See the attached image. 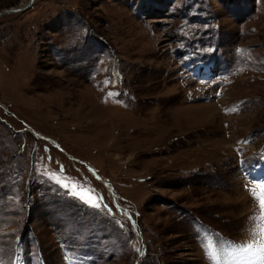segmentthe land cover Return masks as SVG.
<instances>
[{"label":"rangeland","instance_id":"obj_1","mask_svg":"<svg viewBox=\"0 0 264 264\" xmlns=\"http://www.w3.org/2000/svg\"><path fill=\"white\" fill-rule=\"evenodd\" d=\"M262 185L264 0L0 18V264H264Z\"/></svg>","mask_w":264,"mask_h":264},{"label":"water","instance_id":"obj_2","mask_svg":"<svg viewBox=\"0 0 264 264\" xmlns=\"http://www.w3.org/2000/svg\"><path fill=\"white\" fill-rule=\"evenodd\" d=\"M35 0H30L27 5H25L24 7H18V8H14V9H9V10H5L0 12V18H2L3 16H6L8 14H16V13H21L23 11L28 10L29 8H31V6L33 5Z\"/></svg>","mask_w":264,"mask_h":264},{"label":"snow or ice","instance_id":"obj_3","mask_svg":"<svg viewBox=\"0 0 264 264\" xmlns=\"http://www.w3.org/2000/svg\"><path fill=\"white\" fill-rule=\"evenodd\" d=\"M262 187H264V185H262ZM260 206H261V210L264 211V199L261 200V205ZM260 219L262 221H264V216H261ZM261 232L264 233V229H261ZM249 247H251V245H249Z\"/></svg>","mask_w":264,"mask_h":264}]
</instances>
